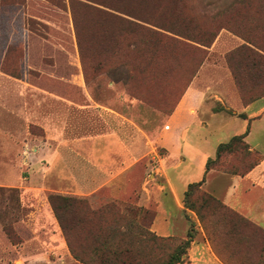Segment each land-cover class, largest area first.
Segmentation results:
<instances>
[{
    "label": "rangeland",
    "instance_id": "obj_1",
    "mask_svg": "<svg viewBox=\"0 0 264 264\" xmlns=\"http://www.w3.org/2000/svg\"><path fill=\"white\" fill-rule=\"evenodd\" d=\"M207 61L229 70L239 108L264 95V0H0V264H120L109 252L126 243L132 264H160L189 231L223 264H264V229L202 185L183 197L181 237L151 233L137 203ZM259 159L235 142L210 169ZM127 222L146 233L124 236Z\"/></svg>",
    "mask_w": 264,
    "mask_h": 264
},
{
    "label": "crops",
    "instance_id": "obj_2",
    "mask_svg": "<svg viewBox=\"0 0 264 264\" xmlns=\"http://www.w3.org/2000/svg\"><path fill=\"white\" fill-rule=\"evenodd\" d=\"M229 76L224 65L203 63L157 136L164 154L154 158L149 173L153 180L137 191V203L154 211L150 232L158 237L186 233L184 193L200 181L224 206L264 229V95L239 108L233 88L226 84ZM216 106L222 110L214 111ZM245 133L248 151L260 155L256 165L243 174L206 170V163L216 160L219 145ZM177 226L179 236L174 234ZM204 240L191 242L184 264H223Z\"/></svg>",
    "mask_w": 264,
    "mask_h": 264
},
{
    "label": "trees",
    "instance_id": "obj_3",
    "mask_svg": "<svg viewBox=\"0 0 264 264\" xmlns=\"http://www.w3.org/2000/svg\"><path fill=\"white\" fill-rule=\"evenodd\" d=\"M122 10H123V9H122ZM122 10H121V11H122ZM122 13L125 14V15H130V14H131V12H130L129 9L123 10ZM133 26H135V25H133ZM149 32L152 33V34H155V35H156V33H155L154 31H150V30H149ZM189 38H192V37H189ZM189 38H188V39H189ZM189 40H190V39H189ZM200 42L204 44V42H202V41H200ZM203 44H202V45H203ZM262 96H263V95H262ZM258 98H259V97H258ZM256 99H257V98H256ZM254 100H255V99H254ZM254 100H252V101H254ZM252 101H251V102H252ZM249 103H250V102H249ZM249 103H248V104H249ZM175 106H176V105H175ZM238 116H239L240 118H242V119H245V118H246L245 115H243V114H239ZM245 135H246V133L243 134V135L234 136V137H232V138L229 140V142H227V143H225V144H221V145H219L218 148H217V151H216V159L220 156L221 151H223V150H225V149H229L233 143H235V142H242V143H243V138L245 137ZM245 145H246V144H245ZM246 148H247V145H246ZM247 150H248V149H247ZM213 162H214V161L209 160V161L206 163V170H209V169H210V165H211ZM257 163H258V162L252 164V166H250L249 169H251V168H252L254 165H256ZM249 169H248V170H249ZM201 185H202V181H200V182H198V183L190 184V185L187 187L186 192L184 193V197H186V196L189 195V193H190V191H191L192 188H195V187H196V188H200ZM205 200H206V199H203L204 202H205ZM111 207H112V206H106L105 209L110 210ZM52 208H53L54 213H55V215H56V217H57V216H58V215H57V210H58V209H57V207L54 206L53 202H52ZM58 218H59V219H58ZM57 219L60 220V217L58 216ZM241 220H244V219L241 218ZM60 222H61V221H60ZM62 228H63V227H62ZM123 228L126 229V231H125L126 233H124L125 235L123 234L124 236H130V233H129V232H130L133 228L136 229L137 231H140L141 233H146V231H142L141 228L136 227L132 222H127L126 225H125V227L123 226ZM192 240H193V236L191 235V231H189V232L187 233L186 239H184V241H182L181 243H179V244L174 248V250L172 251L171 255H169V256L167 257V259L164 260L163 262H161L160 264H184V263L186 262L187 251H188V249H189V246H190ZM107 242H110V241H107ZM106 246L108 247V245H106ZM116 249H117V250H116ZM116 249L113 248L112 253L109 252V254H110L111 256H114L115 259L117 258L118 255H120V256H119V259L121 260L120 264H132L133 259L135 258V254L133 253V252H134V251H133V248H131V245H130L129 243L124 244V247L119 248V249L116 247ZM116 253H118V255H117ZM137 254H138V253H136V255H137ZM122 256H123V258H122ZM112 263H113V262H112ZM112 263H110V261H107V263L104 262V263H100V264H112ZM114 264H115V263H114Z\"/></svg>",
    "mask_w": 264,
    "mask_h": 264
}]
</instances>
